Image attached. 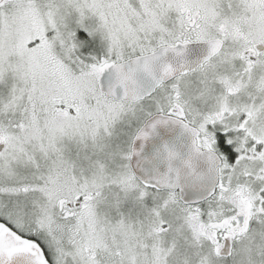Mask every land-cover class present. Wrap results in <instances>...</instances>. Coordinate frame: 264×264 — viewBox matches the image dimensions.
<instances>
[{
	"label": "snow or ice",
	"instance_id": "obj_1",
	"mask_svg": "<svg viewBox=\"0 0 264 264\" xmlns=\"http://www.w3.org/2000/svg\"><path fill=\"white\" fill-rule=\"evenodd\" d=\"M0 264H264V0H0Z\"/></svg>",
	"mask_w": 264,
	"mask_h": 264
}]
</instances>
